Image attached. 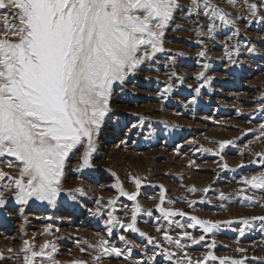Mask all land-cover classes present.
<instances>
[{
  "label": "snow or ice",
  "instance_id": "snow-or-ice-1",
  "mask_svg": "<svg viewBox=\"0 0 264 264\" xmlns=\"http://www.w3.org/2000/svg\"><path fill=\"white\" fill-rule=\"evenodd\" d=\"M227 4L242 11L231 12L221 6L219 0H188L187 4L183 0H0V212L10 206H19L17 210L22 212L35 202L54 207L64 194L73 201L78 195H87L82 186L66 188L67 175L96 167L93 161L100 133L114 115L112 98L115 89L123 88L141 71L155 70L157 56L161 53L168 54L166 63L173 69L169 71L170 79L178 78L181 84L184 83V76L174 69L177 58L187 54L166 47L169 31H191L200 38L196 42L204 46L206 39L215 41L219 31L227 27L231 31L225 42V55L233 64L237 63L234 56L241 54V43L237 38L248 39L239 22L264 25V0H227ZM178 14L192 27L185 28L177 23ZM233 40L237 42L229 45ZM244 47L252 53L257 51L251 43ZM207 52L205 46L197 55L210 60ZM210 67L209 63H204L203 70L196 75L204 81L193 89L196 96L214 78L207 75ZM172 91L173 84L169 83L164 92L170 94ZM192 102H196L195 96ZM259 111L264 115V96L259 98ZM257 131L256 140L264 141V125H260L259 130L248 129L245 135ZM217 143L215 155L220 158L219 167L234 170L223 156L234 141ZM255 155L264 160V152ZM73 159L77 161L75 166L71 163ZM131 179L136 191L125 190L119 182L116 185L119 196L136 202L127 223L114 214L117 198L108 199L106 203H101L103 198H99L95 201V210L90 211L94 216L107 217L104 223L108 237L119 227L137 233L153 247L148 249L135 244L124 234L118 236L126 245L123 249L109 239L101 238L88 245L92 249L89 255L93 264H103L106 258H119L125 264H133L134 250L135 255L141 257L136 264H163L158 256L166 257L170 264L172 261L175 264L215 261L218 264H252L253 261L264 264V258L248 257L245 248L236 249L245 254L241 258L217 257L213 251H208L202 258L194 259L186 251L190 246L205 242L209 234L213 238L207 247L215 248V233L222 226L234 223L244 225L238 229L243 237L245 229L253 222L264 224V216L203 219L182 209L165 207L166 202L172 205L175 201L165 200L167 190L164 189L156 207L169 228L186 229L199 225L202 230L198 237L185 230L178 238H173L163 225H158L157 232H162L164 240L171 246L165 247L158 237L138 227V214L146 211L151 216L152 212L144 209L138 200L142 183L147 178L134 176ZM239 183L245 187L236 192L237 196L264 207V197L247 194L250 190H264V171L242 177ZM159 187L163 189L164 186ZM210 190L206 187L202 191L206 194ZM187 191L195 193L198 189L192 186ZM216 198L226 202L230 194L220 191ZM184 202L189 207L198 203L186 199ZM199 203L210 204L212 200L204 196ZM176 217H188L191 222L182 223ZM56 232L59 228L48 224L43 234L55 235ZM76 243L80 245L79 240ZM80 251L85 252L86 248L80 247ZM56 253L58 248L54 241L45 240L37 245L32 237L25 239L19 250H0V264L13 258L22 259V264H61ZM68 264L90 262L74 259Z\"/></svg>",
  "mask_w": 264,
  "mask_h": 264
},
{
  "label": "rangeland",
  "instance_id": "rangeland-1",
  "mask_svg": "<svg viewBox=\"0 0 264 264\" xmlns=\"http://www.w3.org/2000/svg\"><path fill=\"white\" fill-rule=\"evenodd\" d=\"M183 2L187 4L188 0ZM219 2L231 12L242 11L230 7L227 0ZM184 20L178 14L177 23L191 28V23ZM239 27L248 39L245 40L244 36L237 38L241 43V54L234 56L238 61L235 64L225 55V42L231 31L229 28H222L215 41L206 39L204 46L196 42L200 38L191 31H169L166 47L187 54L177 58L174 69L184 76V83L181 84L178 78L170 79L169 71L173 69L166 63L168 54L161 53L157 56L155 70L141 71L131 77L123 88H116L112 98L114 115L102 129L98 151L94 155L96 167L67 175L65 187L82 186L87 195H78L77 200L73 201L64 194L54 207L35 202L22 212L17 210L19 206H10L0 212V250H19L25 239L35 237L37 245L45 240L56 243L58 253L55 255L61 264H68L74 259L93 264L89 255L92 249L88 245L105 238L123 249L126 245L118 239L120 234L135 244L151 249L153 246L148 245L145 238L119 227L108 237L104 223L107 217L94 216L90 211L95 210V201L99 198H103L101 203L117 198L114 214L127 223L136 202L119 196L116 185L119 182L125 190L136 191L131 179L134 176L147 178L142 183L138 200L144 209L152 212L151 216L146 211L138 214V227L158 237L165 247L171 246L164 240L162 232H157L158 225H163L173 238H178L179 233L185 230L198 237L202 230L199 225L196 228H169L156 207L164 189L167 190L165 200L175 201L172 205L166 202L165 207L182 209L189 215L203 219L215 221L264 216V207L236 195L239 189L245 187L239 183L242 177L264 171V160L255 155L264 152V141L256 140L259 131L245 135L248 129L259 130L260 125H264V115L259 111V98L264 96V25H249L241 20ZM236 42L233 40L229 45ZM249 43L257 48L255 53L245 49L244 46ZM205 46L210 60L197 55ZM204 63L211 65L207 75L214 78L196 96L193 89L204 83L196 75L203 70ZM169 83L173 84L170 94L164 92ZM193 96L196 97L195 103L192 102ZM221 140L234 141L223 153L224 160L234 170L219 167L220 158L215 151L218 150L217 142ZM71 163L75 166L77 161L73 159ZM241 164L244 166L239 167ZM160 185L164 186L163 189ZM192 186L198 191L189 193L187 189ZM206 187L211 190L205 194L202 190ZM220 191L230 194L228 201L222 202L216 198ZM247 194L264 197V190H250ZM204 196L212 203H199ZM185 199L198 203L189 207ZM176 219L182 223L191 222L188 217ZM48 224L59 228V232L44 235V228ZM243 227L238 223L222 226L214 236L215 248L207 247L213 238L209 234L205 242L190 246L186 251L194 259L202 258L208 251H213L217 257L241 258L245 254L238 253L236 249L245 248L248 257L264 258V224L253 222L250 228L245 229V236L241 237L238 229ZM77 240L80 245H77ZM80 247H85L86 251L81 252ZM172 250L175 251L174 248ZM135 251L133 264L141 259L135 255ZM157 259H161L163 264H170L166 257L158 256ZM3 264H22V259L13 258ZM103 264H125V261L106 258ZM210 264H218V261ZM252 264L257 262L253 261Z\"/></svg>",
  "mask_w": 264,
  "mask_h": 264
}]
</instances>
